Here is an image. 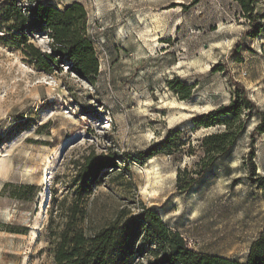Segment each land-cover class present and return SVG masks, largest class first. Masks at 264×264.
Wrapping results in <instances>:
<instances>
[{
	"label": "rangeland",
	"instance_id": "obj_1",
	"mask_svg": "<svg viewBox=\"0 0 264 264\" xmlns=\"http://www.w3.org/2000/svg\"><path fill=\"white\" fill-rule=\"evenodd\" d=\"M41 1L84 6L98 75L91 83L65 64L38 72L0 42V264H53L50 211L70 199L76 171L92 154L114 156L121 168L91 194L89 227L146 205L196 251L243 261L264 234V189L246 166L257 117L189 191L178 194L175 180L179 170L196 168L200 139L215 129L194 128L192 117L227 104L236 82L264 109V0L254 3L263 25L255 38L232 0ZM35 44L46 49L45 38ZM172 79L193 85L189 98ZM171 129L182 131V148L137 160ZM254 152L264 177V135H256Z\"/></svg>",
	"mask_w": 264,
	"mask_h": 264
},
{
	"label": "trees",
	"instance_id": "obj_2",
	"mask_svg": "<svg viewBox=\"0 0 264 264\" xmlns=\"http://www.w3.org/2000/svg\"><path fill=\"white\" fill-rule=\"evenodd\" d=\"M243 17L253 26L250 37L259 35L261 15L255 13V0H232ZM37 37L46 39V49L35 44ZM0 42L18 50L23 60L36 71L51 74L61 71V65L91 83L98 75V59L87 32L84 6L73 1L62 8L41 0H0ZM264 51V42L261 44ZM169 85L181 99L189 98L193 85L172 79ZM257 123L249 134L246 166L251 181L264 189V177L256 174L254 143L256 135H264V109L252 101L238 82L227 104H221L191 118L194 128H215L202 136L198 148L202 155L196 168L186 167L176 174L178 194L189 191L224 155L230 153L247 130L250 119ZM182 131L171 129L160 141L137 152L142 162L159 153L171 154L185 144ZM182 148V147H181ZM193 155L194 146L188 144ZM114 156L85 157L73 178L74 188L69 200L63 198L53 205L48 222V252L53 264H264V234L260 233L248 247L243 261L213 253L196 251L184 237L163 223L160 215L146 205L135 212L121 208L115 216L99 226H88V201L94 189L110 172L121 168ZM126 165V163H125ZM128 170V168H125ZM110 170V171H108Z\"/></svg>",
	"mask_w": 264,
	"mask_h": 264
},
{
	"label": "bare ground",
	"instance_id": "obj_3",
	"mask_svg": "<svg viewBox=\"0 0 264 264\" xmlns=\"http://www.w3.org/2000/svg\"><path fill=\"white\" fill-rule=\"evenodd\" d=\"M153 22V24L157 27V25L159 24L158 20L154 17V14H150L148 16Z\"/></svg>",
	"mask_w": 264,
	"mask_h": 264
},
{
	"label": "built area",
	"instance_id": "obj_4",
	"mask_svg": "<svg viewBox=\"0 0 264 264\" xmlns=\"http://www.w3.org/2000/svg\"><path fill=\"white\" fill-rule=\"evenodd\" d=\"M192 245H193V244H192L191 242L188 243V246H189V247H192Z\"/></svg>",
	"mask_w": 264,
	"mask_h": 264
},
{
	"label": "crops",
	"instance_id": "obj_5",
	"mask_svg": "<svg viewBox=\"0 0 264 264\" xmlns=\"http://www.w3.org/2000/svg\"><path fill=\"white\" fill-rule=\"evenodd\" d=\"M222 256V255H221Z\"/></svg>",
	"mask_w": 264,
	"mask_h": 264
}]
</instances>
